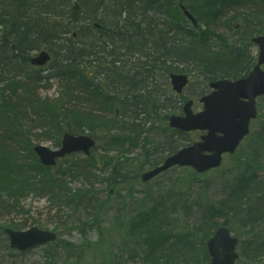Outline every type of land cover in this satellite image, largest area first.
Listing matches in <instances>:
<instances>
[{
	"label": "trees",
	"instance_id": "obj_1",
	"mask_svg": "<svg viewBox=\"0 0 264 264\" xmlns=\"http://www.w3.org/2000/svg\"><path fill=\"white\" fill-rule=\"evenodd\" d=\"M193 2L206 18L208 27L223 20L230 9L249 6V13L236 12L226 24L232 29L231 23L236 21L233 28H240L244 36L252 30L258 35L264 34L262 21H258L259 28L249 21L250 17L263 16L264 0ZM170 3L164 0H0L1 208L10 212L12 207L20 206L19 201L28 194L49 193L54 203L70 207L73 212L83 208L97 220L106 212L105 206L110 201L111 194L101 199L95 189L71 190L63 179L65 171L58 169L56 174L52 173L62 160L55 167L40 163L29 138L19 132L21 119L30 115L28 108L40 124L55 131L61 112L68 118L61 121L72 133L80 134L88 129L94 135L100 130L108 149L117 150L122 157L114 160L101 156L112 180L110 185L114 186L112 190L116 192L125 184L134 186L139 178V174L133 176L125 168L127 163L142 159L140 168L154 167L194 141L190 134L173 130L153 149L148 146L150 142H142L146 128L141 125L146 121L152 123L157 116L167 121L169 113L180 111L187 100L209 93L212 81L246 76L255 58L250 57L243 46L226 39L222 41V37L219 38L220 50L215 51L207 41L213 34L205 37V32H200L195 36L197 42L188 40L180 25H171L152 13L168 14ZM43 49L52 54L47 67L54 76L66 81L67 94L72 96L76 90L81 91L87 96L86 100L93 98L96 108L63 110V103L42 101L32 94L33 85L42 77L32 71L35 67L30 58L33 51ZM151 55L153 61L144 59ZM244 56L250 59L246 61ZM180 64L193 68L187 71L188 75L202 78L199 89L190 95H176L169 88V75L181 72ZM96 78L100 79L98 83L94 82ZM19 89L29 97L17 94ZM101 109L111 110L112 115L102 114ZM261 117L260 131L251 143L254 152L237 159L236 163L244 164L245 169L237 166L235 171L227 170L232 173L227 197L221 203L207 206L206 217L197 227L201 236L195 234L190 239L174 233L166 216L154 209L135 212L129 226L142 238L134 240L135 244H144L142 264H209L207 240L221 225L232 231L233 224L226 222L232 217L241 222L245 235L251 234L248 244L255 251L264 252V232L258 231V225L264 221V179L258 176V172L264 170V116ZM138 147L134 157L126 156ZM156 150L164 155L158 157L160 153ZM30 156L33 162H28ZM95 162V158H87L76 166L89 182L100 179L94 173ZM192 176L199 175L192 172ZM217 218L224 221L217 223ZM198 238L203 243L200 248H196ZM240 242L243 243L241 239ZM66 244L70 249L75 248L72 242ZM6 263L5 256L0 254V264Z\"/></svg>",
	"mask_w": 264,
	"mask_h": 264
},
{
	"label": "rangeland",
	"instance_id": "obj_2",
	"mask_svg": "<svg viewBox=\"0 0 264 264\" xmlns=\"http://www.w3.org/2000/svg\"><path fill=\"white\" fill-rule=\"evenodd\" d=\"M164 1H171L169 6L171 10L168 11V14L161 13L160 15H156L152 12L154 17L162 21L171 22V25L174 26L180 25L188 40L197 42V37L195 36L200 32H205V37L213 34L207 41L215 47V51L220 50L219 46H221L222 43L220 39L222 37V41L226 39L231 43L233 42L241 45L250 57L257 58L259 47L257 44L253 43L251 39L258 36V34H256V32L253 33L252 29L253 25L259 28L261 23H258V21H262V27L264 26V9H262V17H250L249 21H251L253 25L249 27V29L252 31L247 33L248 36H244V34H240V28H233V24L237 23L236 21L231 23L232 29H230L228 24H226V20L235 15L236 12L244 13V15L249 13V6L248 8L236 7L230 9L223 20H219L217 24L208 27L205 22L206 18L203 17L201 11L198 10L193 2L201 0ZM179 2L184 4L198 19V28H194L192 23L178 8L177 4ZM258 8L259 7H255L252 9L255 10ZM174 26H172L173 29ZM92 30L95 34L96 29L93 28ZM198 44L201 45V43ZM35 53L36 51H33L32 55ZM244 57L246 61L250 59H247V56ZM108 58L111 59L112 57L108 56ZM125 59L126 58L123 60ZM144 59L153 61V55ZM179 67L181 72L177 73L180 74H188L187 71L193 69L181 64ZM32 71L38 77H42V80L40 79L32 88V94L42 101L63 103L61 104V106L65 108L63 110L75 107L88 110L97 107L93 98L91 101L86 100L87 96L81 91L77 92L76 90L73 92L72 96L68 95L66 81L61 77L54 76L52 70L48 67H44L42 70L41 68L35 67ZM29 72L31 71L29 70ZM95 74L96 73L93 72L92 75L94 76ZM189 79V86L184 91V95L194 93L201 85V77L195 78L189 76ZM99 81V78L94 80L95 83ZM169 88L172 90L170 82ZM11 93L12 92L9 94ZM21 93L29 97L24 93L23 89L17 91V94ZM13 97H15V95H13ZM257 106L259 108V116L251 123L250 135L242 142L236 154L233 155L234 157L229 155L225 156L223 164L219 169L209 171L205 174H198V177H193L192 172L194 171L191 168L184 169L183 167H174L162 172L147 182H142V174L150 170L152 166L146 165V167L140 168L142 167V159H137L127 163L125 167L133 176L139 174V178L135 180L136 184H134V186L125 184L120 188L119 192L112 190L114 186L110 185L112 184V180L108 175L106 163L103 162L101 156L112 157L115 160L118 157L122 159L121 155L113 148L108 149L105 144V138L100 130L95 131L96 133L93 135L88 129H85L82 134L95 138L98 146L92 150L89 157L82 153H74L64 157L60 165L61 167L58 166L54 168L52 173L56 174L58 169L65 171L63 179L67 186L73 191L83 188L95 189L99 192L98 197L101 199L106 198L107 194H111L110 201L105 206L106 212L102 217L96 220L95 217L90 216L91 214L88 215L83 208L73 212V209L70 207L54 203L49 193L42 195L31 193L24 196L21 201H19L20 206L15 208L12 207L10 212L0 207V225L15 229H27L36 226L42 229L55 230L59 233L58 243L51 244L45 249L42 248L44 249V254H42L41 251L33 253L30 257L24 259L25 262L23 264H142L145 249L144 244L143 242L139 244H135L134 242V240H141L142 238L132 231L129 226V221L136 216L135 212L140 210V212L143 213L149 209H154L155 212H161L163 216H166L167 223L174 233L178 232L181 235H187L190 239H193L195 234L196 236H201V232H197V227H199L206 217L205 213L207 212V206L215 202L221 203L227 197V185L232 178V173L227 170L231 168L234 170L237 166L241 169H245L243 163V165L236 163L238 161L237 159L252 155L254 152L251 143L253 138L257 137L260 131L259 128L262 124L261 121L263 118L261 115L264 116V97L258 98ZM193 109L194 111L201 110L202 104L200 102L195 103ZM28 111L30 115L25 120L21 119L22 128L19 132L29 138V143L32 146L44 145L55 150L60 147L63 134L72 133L66 127L65 122L61 121L62 118L65 119V117H63L64 113L62 112L60 113L59 121L57 122L58 126L55 131L50 129L47 125L40 124L34 115H32L31 108H28ZM101 112L108 117L112 115L111 110L106 111L101 109ZM174 114L180 115L182 114V110ZM170 116L171 113H169V117ZM65 120H68V118ZM141 126L146 128L142 136V142H150L148 146H151L153 149H157L156 147H158V144L163 142L166 139L165 137L172 134L174 130L169 126L168 120H162L160 117L158 118V116L152 123L146 121L142 123ZM189 134L194 140H198L202 132H192ZM138 151L139 147L131 152V154H126V156L134 157ZM156 151L160 153L158 157L164 155L163 152L159 150ZM87 158H95L96 167L94 168V173L99 175L100 179H92V181L89 182L86 177L79 172L80 169L76 166L82 165L83 160ZM30 159H27L28 162L34 161L31 156ZM258 176L260 179H264V170L259 171ZM117 193H120V196H118ZM123 212L124 214H122ZM233 219L232 217L228 219L229 222L227 220L226 222L233 224V235L238 236L239 240L241 239L243 241V243L239 242L237 246V252L240 257L236 264L263 263L264 252H257L248 244L251 234L245 235V230H243L241 222L237 219ZM216 220L217 223H222L224 221L223 218H217ZM258 231L264 232V221L258 225ZM199 239L200 238H198L196 248H200L203 245L201 239L200 241ZM67 242L74 243L75 248L70 249V246L66 244ZM124 245L126 246L124 247ZM187 255L191 256V254ZM131 256H133V258H131ZM6 264H9V262L7 261Z\"/></svg>",
	"mask_w": 264,
	"mask_h": 264
},
{
	"label": "water",
	"instance_id": "obj_3",
	"mask_svg": "<svg viewBox=\"0 0 264 264\" xmlns=\"http://www.w3.org/2000/svg\"><path fill=\"white\" fill-rule=\"evenodd\" d=\"M180 8L184 15L197 25L196 18L183 5ZM259 45L260 52L257 64L248 76L237 80L222 79L210 83L212 92L202 97L203 109L194 112L193 101L184 106L183 115H172L169 125L181 131H206L199 141L181 148L167 157L164 162L142 174L143 182H147L160 173L175 167H191L198 173L219 168L225 154H233L241 141L250 132V122L257 117L256 98L264 95V35L253 39ZM51 60L47 50H42L30 60L31 64L44 66ZM170 81L177 93H182L189 82L185 74L172 73ZM95 140L87 135L65 133L58 149L44 145H36L34 151L45 166H55L59 159L72 153L91 154ZM11 247L27 250L37 245L55 241L57 235L50 230L32 227L27 230H7ZM239 239L233 236L224 226L219 227L208 240L207 247L211 257L210 264H235L239 257L236 247Z\"/></svg>",
	"mask_w": 264,
	"mask_h": 264
},
{
	"label": "flooded vegetation",
	"instance_id": "obj_4",
	"mask_svg": "<svg viewBox=\"0 0 264 264\" xmlns=\"http://www.w3.org/2000/svg\"><path fill=\"white\" fill-rule=\"evenodd\" d=\"M0 236L7 238L6 240H0V243H1L2 246L6 245V250H5L6 255L8 257H15L17 259H21V258L27 259L28 257H30V255H32L33 253L38 252V251H41L42 254H44V249L47 246H49V244L44 245V246H40L39 245V246H36L34 248H30V249H27V250H24V251H19V250H15V249L11 248L10 240H9L8 235L5 232V230H0ZM42 248H44V249H42ZM0 252L2 253V252H4V250L0 249ZM41 264H47V263H41Z\"/></svg>",
	"mask_w": 264,
	"mask_h": 264
}]
</instances>
